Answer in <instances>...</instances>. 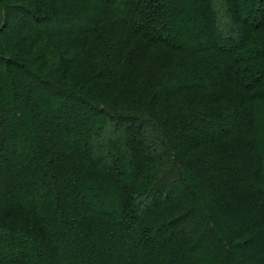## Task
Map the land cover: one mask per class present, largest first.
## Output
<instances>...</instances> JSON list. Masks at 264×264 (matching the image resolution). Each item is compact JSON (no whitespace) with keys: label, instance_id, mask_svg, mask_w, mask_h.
I'll list each match as a JSON object with an SVG mask.
<instances>
[{"label":"trees","instance_id":"trees-1","mask_svg":"<svg viewBox=\"0 0 264 264\" xmlns=\"http://www.w3.org/2000/svg\"><path fill=\"white\" fill-rule=\"evenodd\" d=\"M218 2L0 0V264H264V0Z\"/></svg>","mask_w":264,"mask_h":264},{"label":"rangeland","instance_id":"rangeland-1","mask_svg":"<svg viewBox=\"0 0 264 264\" xmlns=\"http://www.w3.org/2000/svg\"><path fill=\"white\" fill-rule=\"evenodd\" d=\"M211 3H212V10L211 11L215 14L214 27L216 28V31L218 33L217 34V37L215 38V41L217 42L218 45H220V41L221 42L224 41L225 40L224 39L225 37L231 36V35L233 36V34H230L227 31L228 28H229V26H230V19L228 18V20H227V17H228L227 9L225 8V6L223 5L222 2L220 3V2H218V0H211ZM244 5H245V3H244ZM175 18H173V19L175 20ZM184 20H185V17L181 13L180 19L179 20H175V23L177 25L176 27H178L179 25H182V23L184 22ZM179 33H180V35L182 34L180 31H179ZM221 39H224V40H221ZM201 42H204V41H201ZM188 43L191 44V45H193L195 42H194V40H191V41L189 40ZM142 129H143L142 130L143 131V135H144L145 131L147 132V133H145V136H146V139H147V142H148V146L147 147L145 146V148L148 151V153H150L151 155H153L154 158H155L154 152H158L160 150L161 146L155 140L154 134L152 133V131L150 130V128L143 127ZM101 131L102 132L100 134H98V136L96 138H98L101 141L108 142L110 140V137H112L110 135H111V132L113 130H111V128H108L107 127V128H105V129H103ZM37 133H38V135L41 134V132H39V131H37ZM120 133H119V136H120ZM149 145H151L152 147H149ZM28 152L30 153V149H28ZM260 153L263 154L262 151ZM27 156H31V155L27 154ZM122 172H123L124 175L125 174H128V176H130L132 174V171L131 170L129 171V169L126 166H124ZM141 187H146V184H140V185L137 186L136 189L141 188ZM150 192H151V190H150ZM149 194L151 195V193H149ZM163 194H165V196L167 194L172 195L173 196V199H170V201L172 203H174L176 200H179L182 203L183 202L186 203L187 200H188L187 193L182 190V194H181V191L177 189V186L176 185H171L170 184V187L169 188H165L164 189V193ZM166 198H167V196H166ZM166 198H164L163 201L166 202ZM22 201H24V200L22 199ZM192 227H193V225H185L183 227V229H185V230L188 231V230L192 229ZM143 237L147 239L148 236H147V234H144ZM0 250L8 251V249H6V248L2 249L1 247H0ZM206 254H207L206 253V249L202 247L199 250V252L196 253V255L193 256V259L194 260H197L199 262V264H209L210 261H209V259H207Z\"/></svg>","mask_w":264,"mask_h":264}]
</instances>
